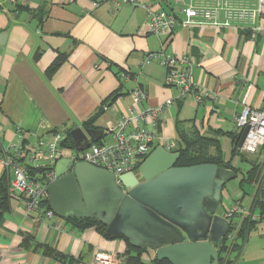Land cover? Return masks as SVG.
Listing matches in <instances>:
<instances>
[{
  "label": "crops",
  "instance_id": "crops-1",
  "mask_svg": "<svg viewBox=\"0 0 264 264\" xmlns=\"http://www.w3.org/2000/svg\"><path fill=\"white\" fill-rule=\"evenodd\" d=\"M192 1L208 4L214 0ZM233 1L257 4V0ZM189 2L140 0L137 6L121 5L117 10L112 2L94 7L92 0H0V153L18 142L22 132L29 134L28 142L33 144L50 140L57 131L96 130L101 138H88L82 148L104 144L107 129L133 105L131 92L136 88L148 96L141 110L178 96L176 89L165 84V69L148 57L162 52L189 56L194 62V81L216 94L217 101L210 98L199 105L191 96L171 105L161 117L154 149L163 139L178 143L180 132L217 140L224 162L237 170L228 169L234 177L230 176L223 190L222 215L239 202L261 216L259 209H252L256 197L264 204V148L257 155L234 156L232 135L236 118L246 106L264 109V32L254 34L248 27H178L170 38L149 32L144 6L178 13ZM259 24L264 26V11ZM59 57L63 62L48 77V69ZM115 94L117 98L111 100ZM92 119V128H85ZM216 152L211 149L212 154ZM46 159L42 156V163ZM253 163L263 167L257 184L245 182ZM6 172L11 184V170L0 166V177ZM9 205L0 227V264H61L35 251L37 245L53 248L74 264H91L98 253L110 255L112 264H124L128 246L123 239H107L94 227L81 229L56 215L38 223L15 195H10ZM245 219L236 215L224 238L228 251L223 256L231 264L230 255L240 253L253 232L264 230L263 216L242 241L238 236ZM25 239L29 243L23 247ZM236 244L240 250L234 249ZM154 257L155 251L149 249L143 260Z\"/></svg>",
  "mask_w": 264,
  "mask_h": 264
},
{
  "label": "water",
  "instance_id": "water-1",
  "mask_svg": "<svg viewBox=\"0 0 264 264\" xmlns=\"http://www.w3.org/2000/svg\"><path fill=\"white\" fill-rule=\"evenodd\" d=\"M248 128L240 135L238 148ZM102 133L71 131L76 145ZM181 154L157 146L138 174L120 177L88 163L62 159L56 181L47 186L48 204L62 219L98 220L110 237L121 236L137 249L155 251L171 264H220V242L232 219L221 213L223 190L234 177L216 164L177 167Z\"/></svg>",
  "mask_w": 264,
  "mask_h": 264
},
{
  "label": "built area",
  "instance_id": "built-area-1",
  "mask_svg": "<svg viewBox=\"0 0 264 264\" xmlns=\"http://www.w3.org/2000/svg\"><path fill=\"white\" fill-rule=\"evenodd\" d=\"M174 4H181L183 0H170ZM94 7L103 3L112 2L118 10L121 5L137 6L140 0H92ZM147 11L149 32L154 35L170 38L178 27L195 29L210 27L212 29L250 28L254 34L264 32V26L259 24L260 16L264 11V0H257L255 6L240 4L233 0H214L208 4H196L192 0L184 3L179 12L151 10ZM179 14H183L181 18ZM149 59H155L165 69V84L178 91L175 99H169L156 108L141 110L140 106L147 101L148 96L139 87L131 92L133 105L116 125L107 129L113 136L111 145L93 144L87 148L73 149L64 145L66 135L54 133L50 140L40 139L36 143H29V134L22 132L19 141L9 149L0 153V166L11 170L13 178L9 193L18 196L28 216L36 215L35 221L42 218L55 217L51 209L44 207L48 202L47 186L56 181L55 165L57 161L69 158L77 163H88L95 167L113 173L117 183L122 186L120 177L126 174H138L140 166L152 153L154 140L160 138L159 129L162 115L175 102L194 97L197 104L206 99L217 96L194 81V62L189 56L179 57L167 55L164 52L152 54ZM123 79H128L122 74ZM107 107H105V110ZM248 132L240 154L257 155L264 148V109H253L246 106L236 118V134L241 135L244 129ZM167 151L177 149V143L163 139L162 145ZM46 156L42 163L41 157ZM250 218L253 221L261 220L249 209L235 203L225 213L227 219L236 215ZM91 264H112L111 256L105 253L95 255Z\"/></svg>",
  "mask_w": 264,
  "mask_h": 264
},
{
  "label": "trees",
  "instance_id": "trees-1",
  "mask_svg": "<svg viewBox=\"0 0 264 264\" xmlns=\"http://www.w3.org/2000/svg\"><path fill=\"white\" fill-rule=\"evenodd\" d=\"M62 62H63L62 58L59 57L48 69L47 76L48 77L52 76L56 72V70L60 67ZM116 98H117V94L113 95L111 100H115ZM93 121L94 120L92 119L87 123H85V128H92L91 124ZM65 135H66V140L64 141V145L73 149H81L83 147L82 144L79 145L75 144L71 136V131H68ZM232 137L235 144L234 153H233L234 156H243V154H240L238 151V142L240 139V135L233 134ZM98 144L99 143H97V145ZM213 148L217 150L215 154L211 153V149ZM177 152L181 154L180 159L177 163V167H191L202 164H216L220 168L232 169L234 172L237 173V170H235L229 163L224 162L218 141L212 138L201 136L197 132L194 134H186L185 132H180V141L177 143ZM262 173H263L262 165L253 163L251 170L247 172V176H246L247 180L245 182L250 184L259 183ZM9 187H10V176L6 172L0 177V227L4 219V215L10 210L9 200L11 194L9 193ZM253 204L254 205L252 210L255 211L256 209H259L261 213V217H263L264 204L261 201V199L259 197H256ZM44 207L50 209L48 202L44 203ZM67 221L71 222L73 225L81 229L94 227L107 239H123L128 246V250L125 254L126 258L124 260V264H171L168 261H158L156 257H154L149 262H144L143 256L149 249L134 248L129 244V242L126 239H124L121 236H113V237L108 236L106 234L105 225H103L98 220L92 218H85V219H69ZM256 224L257 222L251 220L250 218L245 219L240 229L238 237L242 241H246L250 235V232H252ZM28 243L29 240L25 239L23 242V247L26 246ZM234 249L240 250L241 245L236 244L234 246ZM35 251H40L44 256L52 258L61 264H66V263L74 264L73 260H70V258L57 252L56 250H54L49 246L37 245ZM227 251H228V246L224 239L220 248V264L232 263L231 261L226 262V259L223 256V254L226 253Z\"/></svg>",
  "mask_w": 264,
  "mask_h": 264
},
{
  "label": "rangeland",
  "instance_id": "rangeland-1",
  "mask_svg": "<svg viewBox=\"0 0 264 264\" xmlns=\"http://www.w3.org/2000/svg\"><path fill=\"white\" fill-rule=\"evenodd\" d=\"M106 134H108L107 131ZM111 142V136L106 135L104 144L111 145ZM263 233L262 229L256 230L251 234L240 253L234 252L230 255V259L234 261L233 264H264V238L261 236Z\"/></svg>",
  "mask_w": 264,
  "mask_h": 264
}]
</instances>
